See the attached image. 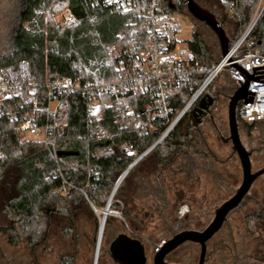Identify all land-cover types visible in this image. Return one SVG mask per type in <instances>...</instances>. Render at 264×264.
<instances>
[{
  "label": "trees",
  "instance_id": "16d2710c",
  "mask_svg": "<svg viewBox=\"0 0 264 264\" xmlns=\"http://www.w3.org/2000/svg\"><path fill=\"white\" fill-rule=\"evenodd\" d=\"M195 1L207 8L199 0ZM259 1L225 0L220 3L216 0L221 12L213 13L225 30L228 25L233 26V41H237L248 27ZM56 5L65 6L74 20L57 25L47 19V13L53 15ZM232 5L235 10L230 13ZM141 12L115 11L97 6L93 0H17L16 21L10 34V44L0 55V68L15 66L21 60L28 61L35 85L41 90L50 80L63 76L81 78L94 85L111 83L117 79V69L108 60L106 48L110 45H137L141 37L148 40ZM201 26H194L189 49L201 63L215 65L221 60L218 40L205 25ZM249 42L253 52L259 50L264 54V12ZM219 78L211 89L231 92V79L226 76L228 85L222 87ZM192 94L187 92L183 95L181 108ZM109 102L110 98H103L97 114L90 115L82 100H68V129L55 150L40 142L22 141L15 131V124L0 118V185L10 168L16 167L19 172L18 195L4 208L10 220L9 226L0 228V236L6 238L9 246L24 244L26 250L34 253L45 244L50 219L54 215L66 217L75 229L72 205L77 198L95 209L105 207L122 175L158 141V135L139 141L138 134L120 130ZM261 124L264 122L249 124L240 121V126L247 133ZM97 125L104 132L101 140L96 137ZM196 135L197 130L185 117L168 138L127 175L133 179L131 184L140 191L144 190L145 194L148 187L142 179L149 180L150 193L155 190L160 194L157 198L159 205H140L138 210L143 214L142 219L122 206V193L127 181L119 187L110 211H120L129 223L136 224L135 234L142 235L145 222L156 217L164 222L168 231L178 233L188 229L185 224L188 218L180 221L177 216L180 202L195 187L193 176L189 179L188 159L208 156L206 147ZM136 141L140 144L137 154L128 155L124 146ZM88 183H91V188H87ZM164 197L166 203L162 200ZM113 223L114 220L110 219L107 226ZM237 229L238 235H235L229 221L209 243L207 264H264V210L248 215ZM225 232L227 235L223 236ZM136 238L139 239L138 236ZM199 256V247L190 243L170 254L168 260L173 264H198ZM61 264L74 263L72 259L64 258Z\"/></svg>",
  "mask_w": 264,
  "mask_h": 264
},
{
  "label": "built area",
  "instance_id": "2783aa9c",
  "mask_svg": "<svg viewBox=\"0 0 264 264\" xmlns=\"http://www.w3.org/2000/svg\"><path fill=\"white\" fill-rule=\"evenodd\" d=\"M93 1L97 6L115 11H142L140 16L148 40L141 37L137 45L106 48L108 60L117 69V79L104 85L63 76L50 80L41 90L35 85L28 61L0 68V118L15 124L22 141L40 142L55 150L68 129L66 102L80 99L89 114L96 115L103 98L108 97L120 130L138 134L139 141L159 137L136 160L139 162L167 139L185 117L189 118L206 95L212 96L215 90L211 87L221 75L231 79L234 91L241 89L239 81L244 85L240 72L222 56L215 65L203 64L195 59L188 44L182 47L180 37L184 31L178 14L185 12L184 0ZM263 3L264 0L259 1L248 27L231 45V58L236 57L233 61L250 76L256 75V69L264 68V54L259 50L253 52L249 42L264 12ZM234 10L232 5L230 13ZM68 20L74 18L68 14ZM249 91L256 93L252 106L240 102L237 119L249 124L264 122V83L251 82ZM187 92L193 94L181 108L182 97ZM103 135L97 125V139H103ZM88 140L91 142V138ZM139 141L124 146L128 155L137 154ZM87 188H91V183Z\"/></svg>",
  "mask_w": 264,
  "mask_h": 264
},
{
  "label": "rangeland",
  "instance_id": "374dc122",
  "mask_svg": "<svg viewBox=\"0 0 264 264\" xmlns=\"http://www.w3.org/2000/svg\"><path fill=\"white\" fill-rule=\"evenodd\" d=\"M199 2L205 5L212 13L213 11L215 13L221 12L217 7L218 4L216 0H199ZM55 9L53 15L49 12L47 13V19L50 18L57 25H65L71 22L68 20V12L65 6L56 5ZM16 14L17 0H0V55L6 51L10 44V34L16 21ZM178 18L181 21L184 31L180 38L182 47L185 48L188 42L193 39L194 26L197 28H201L202 26L201 23L199 24L193 21L189 14L183 11L179 12ZM232 27V25L226 27L227 34L230 37L233 35ZM226 79L225 75H221L219 78V84L222 87H227L228 82ZM213 89L215 90L216 88ZM223 93L226 95L230 94L227 90H223ZM224 100L225 99H223V101ZM220 118L224 119V122L227 124L226 106L225 109L222 110ZM201 132V136L198 138L204 147L205 145L203 142H207L214 153L223 161L231 155V146L219 142L216 134L210 129L207 130L203 128ZM240 134L246 149H254L257 152L252 160L253 171L262 169L264 167V124L258 125L251 133H247L240 127ZM147 165H150V162H148ZM217 169L222 171L223 178L228 184V187L231 188L234 186L235 190L238 189L242 183L243 175L237 157H234L233 162L229 165L217 166ZM125 180L127 183L123 193L121 192L123 195H125L126 189L130 188V183L133 181V179H129L127 176L123 181ZM18 181L19 172L16 167H12L6 172L4 180L0 185V228L7 227L10 223L8 215L4 210L6 205L2 203L1 199L4 197L6 204L17 197ZM194 188H196L198 192L195 204L189 205V203L184 200L180 202V208L185 212L192 206L193 209L190 218H188V223L185 224H187L188 229L203 230L212 222L215 209L228 199L230 193H228L227 190V193L225 192L219 195V191H216L217 186L212 185L211 181H208L206 178L202 179L200 185H196ZM219 188L221 187L218 186V189ZM110 197L105 207L101 209H95L90 203L83 202L81 199L77 198L75 204L72 205L75 212V229H72L71 223L66 217L58 215L51 216L47 240L45 244L39 247L34 253H30L26 250L24 244L16 247L9 246L6 238L0 236V264H61L64 258L72 259L74 264H95L100 226L103 221V214L110 202ZM191 200L193 201V198ZM111 203H113V199ZM122 206L127 207L138 219H142L143 214L138 211L140 205L137 206L135 201L129 200L128 203L124 201V205L122 204ZM110 208L109 214L106 217L97 264H112L111 259L108 255H105V252L114 237L121 233H126L134 238L138 236L140 240H143L146 243L149 263L152 264L155 252L161 242L169 240L172 237V233L167 230V226L156 217L145 222L146 227L142 234L143 236L135 234L134 229L137 228V225L129 223L122 212H111ZM260 210H264V176L255 183L240 209L231 216L230 221L234 227V234L238 235L237 225H240L251 213ZM112 217H115L114 223L108 227L107 221H110ZM180 217L179 219L182 221L184 218ZM139 231L143 230L140 229ZM242 233H244V231H242ZM225 235H227L226 232L223 233V236Z\"/></svg>",
  "mask_w": 264,
  "mask_h": 264
},
{
  "label": "water",
  "instance_id": "95a60500",
  "mask_svg": "<svg viewBox=\"0 0 264 264\" xmlns=\"http://www.w3.org/2000/svg\"><path fill=\"white\" fill-rule=\"evenodd\" d=\"M184 2L186 4L185 13L189 14L193 21L205 25L215 35L219 43L222 58H224L235 69V71L238 70L240 75L245 79L244 85L239 81L241 89L238 88V91H235L234 95L230 98L228 106V125L231 136L227 141L232 143V150L239 157L243 178L241 186L235 191L234 196L215 211L214 220L205 230H186L174 234L171 239L160 244L153 257L152 264H171L167 261V257L180 247L190 243L200 246V259L198 264H205L207 260L208 242L223 229L229 215L240 209L254 184L264 176V167L258 171H253L251 158L254 155V151H248L243 145L237 120V107L240 102L252 106L256 93L249 91L251 82L264 83V68L256 69V75L250 76L233 61L236 57L231 58V45L233 41L227 34L225 28L218 21L215 14L209 9L201 6L195 0H184ZM213 103L214 99L210 95H206L201 100L199 106L189 115L193 126L201 124L202 119L205 117L206 112ZM137 162L138 161L131 165L118 181L110 197L108 207L103 214V221L106 220V217L109 214V208L112 204L111 201L116 191ZM111 219L114 220L115 217H112ZM103 221L100 226L95 264L98 262L100 246L102 243ZM107 252L115 264H150L145 245L140 240L130 237L126 233H121L115 236Z\"/></svg>",
  "mask_w": 264,
  "mask_h": 264
},
{
  "label": "flooded vegetation",
  "instance_id": "af4514ba",
  "mask_svg": "<svg viewBox=\"0 0 264 264\" xmlns=\"http://www.w3.org/2000/svg\"><path fill=\"white\" fill-rule=\"evenodd\" d=\"M230 88H231V92H230V96L225 94V93H221V92H217L216 90L213 92L212 94V97L214 99V103L213 105L209 108V110L206 112V115L205 117L202 119V122L201 124L197 125V126H193L192 125V122L190 120V118H188L190 124L192 125L193 128H195L197 130V137L201 136V130L204 128V129H210L214 134H216V136L218 137V140L219 142H221L222 144L224 145H230L231 146V155L225 160H221L219 158V156L214 153V151L210 148V146L208 145L207 142H203V144L205 145L206 147V151L208 153V156H206L205 158H201L199 156H195V157H190L188 159V164H187V171H189V179L191 180V175L193 176L192 179L195 180V184L196 185H200V181L204 178H206L208 181L210 180L212 185H215L217 186V189L216 191H219V195L220 194H223V193H227V190H228V193H230V196L228 197V199H226L224 202L222 200V204L223 205L227 200H229L230 198H232L235 194V188L234 186H232L231 188L228 187L226 181L224 180L223 178V173L222 171H220L219 169H217V166H223V165H229L230 163L233 162L234 160V157H238L237 154H235L232 150V143L231 142H227L228 139L230 138L231 134H230V128H229V125H228V106H229V102H230V98L234 95L235 91H234V86H231L230 85ZM223 99H225L223 101ZM225 106L227 107V124L226 122H224V119L220 118V114L222 112L223 109H225ZM238 108V107H237ZM238 120V119H237ZM238 124H239V131H240V121L238 120ZM203 135V134H202ZM241 135V134H240ZM202 138V137H201ZM244 145V144H243ZM246 148V147H245ZM254 151V155L252 156L251 158V162L255 156V153H257L254 149H252ZM250 151V150H248ZM240 162V160H239ZM253 167V165H252ZM255 172V171H254ZM192 173V174H191ZM262 178V177H261ZM142 182L145 183V186L148 187V188H145L146 189V194L144 193V190L143 191H140L137 187L133 186V184L130 185V188L126 189L125 191V195H124V201L128 203L129 200H133L135 201V204L137 206L139 205H148V204H153V203H156L157 205L160 204V200L158 201L157 198L160 197V194L159 192L157 193L155 190L154 192L151 194L149 192V190L151 191V189L149 188V186L147 185L149 180H146V179H142ZM195 185V187H196ZM255 185V184H254ZM144 186V187H145ZM218 186H220L221 188L218 189ZM241 186V185H240ZM239 186V187H240ZM238 187V188H239ZM253 188V187H252ZM194 190L192 192H189L187 193V195L185 196L184 200L187 201V203H189V205L191 204H195V199H196V195H197V190L196 188H193ZM140 191V192H139ZM144 194H143V193ZM148 193H150V197L148 196ZM248 197V196H247ZM246 197V198H247ZM193 198V201L191 200ZM2 203L4 205H7L8 203L5 204V198L2 197ZM164 200L163 202L166 203V199L164 197ZM246 200V199H245ZM244 200V201H245ZM244 203V202H243ZM220 205V206H221ZM195 206V205H193ZM218 206L215 211L220 207ZM192 206L189 208V210L183 212L181 208H179L177 210V216H178V219L179 217L180 218H184V219H187V218H190V214L192 212ZM139 211V210H138ZM215 211H214V214H213V219L212 221L214 220L215 218ZM238 211V210H237ZM237 211L231 213L228 217V220L226 222V224L224 225L223 229L219 232L221 233L225 226L227 225V223L230 221V218L231 216L236 213ZM180 220V219H179ZM212 223V222H211ZM210 223V224H211ZM209 224V225H210ZM208 225V226H209ZM207 226V227H208ZM206 227V228H207ZM205 228V229H206ZM203 229V230H205ZM187 230H193V229H187ZM196 231H203V230H198V229H194ZM186 231V230H184ZM182 232V231H181ZM170 233H172V236L174 234H177L175 232H173L172 230H170ZM180 233V232H178ZM219 233L217 235H219ZM217 235L215 237H217ZM117 236V235H116ZM131 237V236H130ZM214 237V238H215ZM115 238V237H114ZM134 238V237H133ZM172 238V237H171ZM170 238V239H171ZM213 238V239H214ZM137 239V238H136ZM212 239V240H213ZM139 240V239H138ZM211 240V241H212ZM167 241V240H165ZM209 241L208 244H207V247H208V251H207V260H206V263L208 262L209 260V256H210V253H209V243L211 242ZM142 242V241H141ZM164 242V241H163ZM143 243V242H142ZM162 243V242H161ZM145 245V248H146V243H143ZM160 246V245H159ZM198 246V245H197ZM183 247V246H182ZM199 249H200V246H198ZM181 248V247H180ZM108 249L109 247L107 248L106 252H105V255H108ZM158 249V248H157ZM30 252V251H29ZM175 252V251H174ZM31 253V252H30ZM147 253V252H146ZM172 254V253H171ZM169 257V256H168ZM168 257H167V261L171 264H173L172 262H170L168 260ZM110 258V256H109ZM111 259V258H110ZM199 259H200V256H199ZM112 261V259H111ZM153 263V262H152ZM199 263V262H198ZM112 264H115L113 261H112Z\"/></svg>",
  "mask_w": 264,
  "mask_h": 264
},
{
  "label": "bare ground",
  "instance_id": "6f19581e",
  "mask_svg": "<svg viewBox=\"0 0 264 264\" xmlns=\"http://www.w3.org/2000/svg\"><path fill=\"white\" fill-rule=\"evenodd\" d=\"M105 221H106V220H105ZM105 221H103V224H102V225H103V230H104V226H105ZM103 232H104V231H103ZM102 237H103V236H102Z\"/></svg>",
  "mask_w": 264,
  "mask_h": 264
}]
</instances>
